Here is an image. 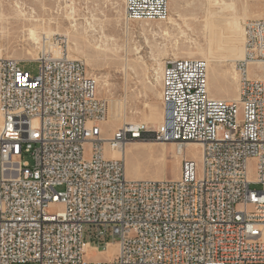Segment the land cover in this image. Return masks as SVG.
Instances as JSON below:
<instances>
[{"label": "built area", "instance_id": "2783aa9c", "mask_svg": "<svg viewBox=\"0 0 264 264\" xmlns=\"http://www.w3.org/2000/svg\"><path fill=\"white\" fill-rule=\"evenodd\" d=\"M169 17L170 0H124L126 23ZM244 30L238 101L213 97L205 59L170 58L164 123L109 136L107 102L67 34L43 35L35 60L0 51V264H264V81L249 75L264 64V19ZM134 141L176 144L179 178L129 179L108 154ZM110 245L107 261L89 260Z\"/></svg>", "mask_w": 264, "mask_h": 264}, {"label": "rangeland", "instance_id": "374dc122", "mask_svg": "<svg viewBox=\"0 0 264 264\" xmlns=\"http://www.w3.org/2000/svg\"><path fill=\"white\" fill-rule=\"evenodd\" d=\"M210 1L214 0H170V17L166 22L145 24L125 22L124 0H0V51L5 57L30 60L38 54L41 34H67L71 56L85 62L88 74L98 82L100 97L107 102L110 118L102 126L105 134L111 135L126 119L128 123H143L155 129L164 116L160 73L167 59L207 60L213 97L228 101L237 98L234 63L243 57V30L248 21L264 19V0H223L239 16L242 32L228 30L224 24L231 18L229 12L214 6L215 15L210 16ZM30 29L36 37L31 36ZM21 68L37 76L40 65L23 62ZM250 76L263 77L264 68L250 66ZM149 142L151 146L147 145ZM156 142L127 145L129 179L179 177L181 157L176 156L175 146ZM186 155L200 158L194 147L187 148ZM25 160L32 161L30 157ZM254 164L250 161L252 178ZM251 189L261 190V186L251 185ZM115 253L116 250L107 249L101 254L90 253L88 258L103 262Z\"/></svg>", "mask_w": 264, "mask_h": 264}, {"label": "bare ground", "instance_id": "6f19581e", "mask_svg": "<svg viewBox=\"0 0 264 264\" xmlns=\"http://www.w3.org/2000/svg\"><path fill=\"white\" fill-rule=\"evenodd\" d=\"M208 2V1H207ZM208 4V3H207ZM18 5V4H17ZM19 6H20V4H19ZM208 6L210 7V9H209V13H210V16H213V15H215L214 13L215 12H213V9H212V7H219L220 8V11L222 10V11H225V12H229L230 14H231V18H230V16H229V18L230 19H228L227 20V22L226 23H224V24H226L228 27H229V29L228 30H231V31H233V32H242V31H240V29H241V26H240V18H239V16H237V14H236V12H235V10L232 8V6H231V8L230 7H228V4L226 3V2H224L223 0H214L213 2H209V4H208ZM35 11V10H34ZM33 12V11H32ZM208 13V12H207ZM178 16H180V15H178ZM35 18V17H34ZM209 19V18H208ZM243 19V18H242ZM177 22V21H176ZM143 23H145V24H149V22H143ZM207 23V22H206ZM178 24V23H177ZM225 25V26H226ZM179 26V25H178ZM213 26V25H212ZM208 27V26H207ZM243 27V26H242ZM217 28V27H216ZM220 28V27H219ZM223 28V27H222ZM215 30V29H214ZM30 31V34H31V36L32 37H36V33L32 30V29H30L29 30ZM165 31V30H164ZM163 31V32H164ZM183 31V30H182ZM185 31V30H184ZM218 31V30H217ZM244 31V43H245V30H243ZM210 32V31H209ZM215 32V31H214ZM213 32V33H214ZM54 33V32H53ZM53 33H43V34H41L40 36H39V38H38V43H37V45H39V43H40V41L42 40V37H43V35H51V34H53ZM168 33V32H167ZM181 33H183V35H185L186 33L185 32H181ZM218 33V32H217ZM224 34V33H223ZM168 35V34H167ZM187 35V34H186ZM217 35V34H216ZM233 35V34H232ZM238 35V34H237ZM215 36V35H214ZM225 36V35H224ZM239 36H241V35H239ZM31 37V38H32ZM232 37V36H231ZM236 37H238V36H236ZM218 38V36L216 37V39ZM233 38H235L234 36H233ZM224 39V38H223ZM218 40V39H217ZM225 40V39H224ZM224 40H222V41H224ZM225 43V42H224ZM222 45H224V44H222ZM72 46H76V44L75 43H73L72 44ZM78 46V45H77ZM222 47V46H221ZM224 47H226V45L224 46ZM214 52V51H213ZM244 54H245V48H244V52H243V57H242V59L244 58ZM213 57V56H212ZM37 58V55H36V57L35 58H32V59H30V60H35ZM207 58V57H206ZM173 59H182V58H176V57H173ZM209 59V58H208ZM212 59V58H211ZM216 59H217V57H216ZM242 59H239V60H242ZM239 60H237V61H239ZM127 61V60H126ZM207 61V60H206ZM237 61H235V63L237 62ZM208 62V61H207ZM216 62H217V60H216ZM235 63H234V69H235ZM160 64V63H159ZM208 64H209V62H208ZM126 65V64H125ZM124 65V66H125ZM255 65V64H254ZM252 66V65H251ZM255 66H262L263 68H264V64H256ZM163 68H164V66H163ZM163 68H162V70H163ZM162 70H161V73H162ZM235 71H236V73H237V75H238V86H239V80H240V76H239V73L237 72V70L235 69ZM161 73H160V81H161ZM249 75H250V67H249ZM159 77V76H158ZM251 77V76H250ZM264 77V76H263ZM263 77H258V78H260V79H262L263 81H264V78ZM209 88H210V86H209ZM214 94V93H213ZM215 98V97H214ZM238 99H239V96H237V98L235 99V101H238ZM223 100H225V99H223ZM234 100V99H233ZM232 100V101H233ZM123 114V113H122ZM110 118V116H109V113H108V117H107V120L102 124V126L105 124V123H107V121H108V119ZM123 118V117H122ZM163 120H162V122L159 124V125H161V124H163L164 123V121H165V114H164V116H163V118H162ZM111 121V120H110ZM123 121H125V122H123L120 126H122L123 124H133V125H140V124H143V123H128L127 122V119L126 120H123ZM109 122V121H108ZM135 122V121H134ZM151 122V121H150ZM1 125H2V117H1V114H0V127H1ZM158 125V126H159ZM119 128V127H118ZM103 129V128H102ZM117 130V129H116ZM104 131V130H103ZM140 142H144V141H134V142H132V143H129V144H135V143H140ZM156 143H159V142H156ZM160 144H162V145H166L167 143H162V142H160ZM170 144H173L174 146H175V153H176V156L177 157H181L182 158V155H180L176 150H177V145L176 144H174V143H170ZM147 145L148 146H151L152 145V143H147ZM189 147H194V148H196L198 151H199V146L198 145H195V144H188L187 145V147L186 148H189ZM126 148H127V146H126ZM126 148H125V150L123 151V153H121L120 151H113V152H111V153H109L108 155H110V157H112V158H120V157H123V159L125 160V163H126ZM196 155V154H195ZM180 176V175H179ZM179 178V177H178ZM177 178V179H178ZM136 180H140V177H139V179H136ZM156 181H159V180H156ZM108 249H114V250H117V246L116 245H110L109 247H108ZM86 250L87 251H90V249H89V247H86ZM101 254V253H100ZM112 257V256H111Z\"/></svg>", "mask_w": 264, "mask_h": 264}, {"label": "crops", "instance_id": "0c3cea01", "mask_svg": "<svg viewBox=\"0 0 264 264\" xmlns=\"http://www.w3.org/2000/svg\"><path fill=\"white\" fill-rule=\"evenodd\" d=\"M237 96H238V93H237Z\"/></svg>", "mask_w": 264, "mask_h": 264}]
</instances>
